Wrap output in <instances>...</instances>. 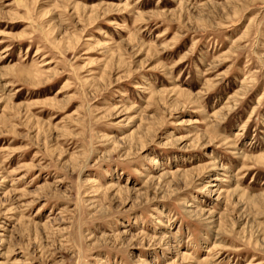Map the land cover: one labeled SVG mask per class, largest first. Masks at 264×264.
I'll return each mask as SVG.
<instances>
[{"label":"rangeland","instance_id":"1","mask_svg":"<svg viewBox=\"0 0 264 264\" xmlns=\"http://www.w3.org/2000/svg\"><path fill=\"white\" fill-rule=\"evenodd\" d=\"M0 264H264V0H0Z\"/></svg>","mask_w":264,"mask_h":264},{"label":"bare ground","instance_id":"2","mask_svg":"<svg viewBox=\"0 0 264 264\" xmlns=\"http://www.w3.org/2000/svg\"><path fill=\"white\" fill-rule=\"evenodd\" d=\"M214 184V183H213ZM215 185V184H214Z\"/></svg>","mask_w":264,"mask_h":264}]
</instances>
